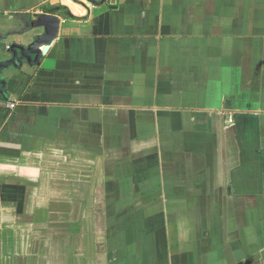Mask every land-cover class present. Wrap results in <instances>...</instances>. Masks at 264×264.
<instances>
[{"label":"crops","instance_id":"obj_1","mask_svg":"<svg viewBox=\"0 0 264 264\" xmlns=\"http://www.w3.org/2000/svg\"><path fill=\"white\" fill-rule=\"evenodd\" d=\"M0 264H264V0H0Z\"/></svg>","mask_w":264,"mask_h":264},{"label":"water","instance_id":"obj_2","mask_svg":"<svg viewBox=\"0 0 264 264\" xmlns=\"http://www.w3.org/2000/svg\"><path fill=\"white\" fill-rule=\"evenodd\" d=\"M109 0H75V2L79 3L86 12L89 10L90 6H98L107 3ZM54 11H58V7L53 9ZM68 15H71V13L68 11ZM65 14L55 15V12H51L49 14L45 13H37L34 14V16H30L29 18H26L24 20V27L18 31V33H27L28 31H31L34 28H42V33H39L37 35L33 36V42L29 45L22 47L18 46L20 49V52L23 56L27 57L29 53H33V47H35L39 42L44 40H50L54 38L58 32L59 28V20L60 17L64 16ZM39 52V49L37 50ZM11 52L13 53V58L17 59V50L14 48H11ZM4 61L1 63V65H8L10 62Z\"/></svg>","mask_w":264,"mask_h":264},{"label":"trees","instance_id":"obj_3","mask_svg":"<svg viewBox=\"0 0 264 264\" xmlns=\"http://www.w3.org/2000/svg\"><path fill=\"white\" fill-rule=\"evenodd\" d=\"M44 10H45V9H44ZM46 11H48V10H46ZM49 12H52L51 9L49 10Z\"/></svg>","mask_w":264,"mask_h":264}]
</instances>
